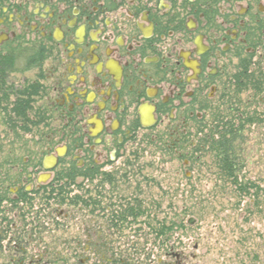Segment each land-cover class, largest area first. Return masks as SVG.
Listing matches in <instances>:
<instances>
[{
    "label": "flooded vegetation",
    "instance_id": "flooded-vegetation-1",
    "mask_svg": "<svg viewBox=\"0 0 264 264\" xmlns=\"http://www.w3.org/2000/svg\"><path fill=\"white\" fill-rule=\"evenodd\" d=\"M250 88L264 0H0V264H152L115 240L161 211L150 171L188 169ZM70 219L93 242L52 247Z\"/></svg>",
    "mask_w": 264,
    "mask_h": 264
},
{
    "label": "rangeland",
    "instance_id": "rangeland-1",
    "mask_svg": "<svg viewBox=\"0 0 264 264\" xmlns=\"http://www.w3.org/2000/svg\"><path fill=\"white\" fill-rule=\"evenodd\" d=\"M231 103L233 112L228 108L222 118L237 130L231 144L237 180L221 177L218 152L209 144L196 155L194 146H184L183 153L193 157L187 158L188 169L184 168L186 158L179 159L176 154L171 163L163 162L161 169L150 171L157 173L161 185V211L146 214L147 225L142 231L116 233L115 240L130 243L134 255L148 253L152 264H159V255L163 264L170 261L163 256L170 252L181 253L188 264H264V93L255 97L250 88ZM142 157L149 161V153ZM249 184L248 195L239 190ZM190 220L193 225L188 224ZM89 222L70 219L64 228L53 226L51 231L57 235L51 238L52 247L93 242L91 235L79 233ZM163 224L172 231L158 239L155 229ZM63 229L68 231L65 237L58 232ZM117 248L121 251L127 246Z\"/></svg>",
    "mask_w": 264,
    "mask_h": 264
},
{
    "label": "trees",
    "instance_id": "trees-1",
    "mask_svg": "<svg viewBox=\"0 0 264 264\" xmlns=\"http://www.w3.org/2000/svg\"><path fill=\"white\" fill-rule=\"evenodd\" d=\"M235 126L232 125L225 133V135H220L219 140L215 141L214 138H212V142L209 143L210 148H212L214 151L218 152V166L220 169V175L223 179H229V180H237V164L235 163V159L233 156H231V144L236 140V132L234 130ZM249 187L251 188V185L243 188H239L240 191H242L244 194L248 195L249 193ZM174 226V225H172ZM172 228L166 227L164 224L160 226V228L155 229V233L161 238H164L171 233Z\"/></svg>",
    "mask_w": 264,
    "mask_h": 264
},
{
    "label": "water",
    "instance_id": "water-1",
    "mask_svg": "<svg viewBox=\"0 0 264 264\" xmlns=\"http://www.w3.org/2000/svg\"><path fill=\"white\" fill-rule=\"evenodd\" d=\"M188 224L193 225V224H194V221H193V220H190V221L188 222Z\"/></svg>",
    "mask_w": 264,
    "mask_h": 264
}]
</instances>
